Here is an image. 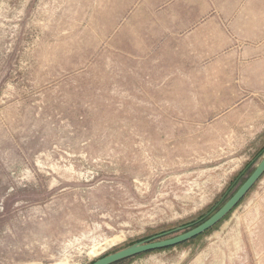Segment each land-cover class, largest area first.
Wrapping results in <instances>:
<instances>
[{
    "label": "rangeland",
    "instance_id": "obj_1",
    "mask_svg": "<svg viewBox=\"0 0 264 264\" xmlns=\"http://www.w3.org/2000/svg\"><path fill=\"white\" fill-rule=\"evenodd\" d=\"M120 11L0 0V264H91L192 228L264 156V93H207L257 42L137 54ZM115 264H264V173L205 233Z\"/></svg>",
    "mask_w": 264,
    "mask_h": 264
},
{
    "label": "crops",
    "instance_id": "obj_2",
    "mask_svg": "<svg viewBox=\"0 0 264 264\" xmlns=\"http://www.w3.org/2000/svg\"><path fill=\"white\" fill-rule=\"evenodd\" d=\"M207 2L121 0L120 13L127 16L126 22H121L123 43L135 46L137 54L148 49L154 55L155 50L167 48L174 55L189 49L185 53L196 54L198 62L202 63L220 46L231 47L240 41L244 45L257 42L261 57L257 61L246 62L244 66H222L221 72L214 76L217 82L211 88L215 90L207 93L237 94L242 92L239 89H245V92L263 94L264 3L253 5L252 2L251 5L241 6L240 0H217L214 6L209 7ZM234 72L239 74L237 86L233 84ZM247 88L251 90L247 91Z\"/></svg>",
    "mask_w": 264,
    "mask_h": 264
},
{
    "label": "water",
    "instance_id": "obj_3",
    "mask_svg": "<svg viewBox=\"0 0 264 264\" xmlns=\"http://www.w3.org/2000/svg\"><path fill=\"white\" fill-rule=\"evenodd\" d=\"M263 173L264 156L262 157L261 161L257 164L255 169L251 172V174L245 179V181L240 185V187L229 197V199L212 215H210L201 223L189 229H186V227L177 228L159 236L153 237L151 239L130 245L122 250L101 257L96 261L92 262L91 264H115L143 253L166 249L179 245L205 233L213 226H215L218 222H220L227 214H229L234 209V207L241 201L245 194L263 175ZM174 233L177 234L172 237L161 239L165 236H169Z\"/></svg>",
    "mask_w": 264,
    "mask_h": 264
},
{
    "label": "trees",
    "instance_id": "obj_4",
    "mask_svg": "<svg viewBox=\"0 0 264 264\" xmlns=\"http://www.w3.org/2000/svg\"><path fill=\"white\" fill-rule=\"evenodd\" d=\"M120 262H122V261H120ZM120 262H118V263H120Z\"/></svg>",
    "mask_w": 264,
    "mask_h": 264
}]
</instances>
